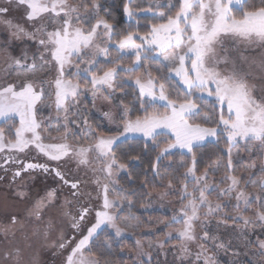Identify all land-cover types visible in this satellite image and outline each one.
<instances>
[{
  "label": "snow or ice",
  "instance_id": "obj_1",
  "mask_svg": "<svg viewBox=\"0 0 264 264\" xmlns=\"http://www.w3.org/2000/svg\"><path fill=\"white\" fill-rule=\"evenodd\" d=\"M113 7L109 0H0V25L9 36L0 45L6 53L0 168L20 166L13 183L22 173L54 175L78 198L80 181L67 179L60 167L74 162L91 171L101 200L86 226L90 208L81 205L73 215L65 210L72 201L59 203L58 191L49 189L28 205L27 219L0 221V233L15 238L17 225L22 230L35 222L32 235L47 243L56 224L54 217L45 224L44 214L58 210L73 230L71 236L60 230L50 245L65 254L64 264H152L153 251L173 239L181 264L193 244L195 264H221L213 249L229 256L228 264H264V0H123L124 28L117 27ZM14 9L23 10L22 21L9 18ZM14 41L32 43L16 52ZM51 71L49 79L44 74ZM128 89L132 103L126 102ZM89 97L92 108L98 100L111 104L98 122ZM45 108L54 109V119L45 117ZM105 121L114 127H104ZM136 134L156 153L140 181L139 201L130 161L141 157L121 150ZM208 142H223L226 163L217 160L198 174L197 151ZM33 149L44 162L19 156ZM177 154L190 162L174 168ZM149 186L162 190L145 192ZM176 194L180 207L170 218L156 224L150 214L143 218L154 200ZM15 196L32 200L23 190ZM142 231L157 237L147 248L137 235ZM129 237L135 255L124 258ZM0 264L39 261L26 260L23 248L14 246L0 252Z\"/></svg>",
  "mask_w": 264,
  "mask_h": 264
},
{
  "label": "rangeland",
  "instance_id": "obj_2",
  "mask_svg": "<svg viewBox=\"0 0 264 264\" xmlns=\"http://www.w3.org/2000/svg\"><path fill=\"white\" fill-rule=\"evenodd\" d=\"M147 2V0H144ZM23 16V10H17L14 9L11 13H9V18L20 22L22 21ZM0 34H4L9 39L7 29L0 25ZM16 44H18L20 41H14ZM31 42V41H28ZM32 43V42H31ZM5 57L3 53L0 52V68L4 66ZM47 78L51 79L55 76V72L51 71L50 73L44 74ZM91 101V97H89ZM92 103V101H91ZM111 108V104L104 100H98L96 102V107L92 108L93 114L100 119L101 112L108 110ZM43 113L45 117H47L49 114L52 115L53 119L55 118V111L54 109H43ZM46 122V121H45ZM104 127H114L113 125H108L107 122H104ZM134 139H143L139 134H136ZM209 143V142H208ZM20 157H26V158H34L38 161L44 162V158L39 156L36 151L33 149L30 152H26L24 154H19ZM0 157H2V154H0ZM226 163V160L225 162ZM61 171L65 174L67 179L70 181L79 180L80 181V192L82 195L77 197H72L71 195V189H63L60 185H58V193H59V203L63 204L66 200L72 201V203L68 206L67 211H70L73 215H77L80 209V206H86L90 208L91 214L86 218V226H90L91 223L94 222L95 219V210L99 209L101 200L98 197V189L96 185L92 182L93 181V175L90 170L87 168H77L76 164L74 162H69L66 164H61ZM123 174V173H122ZM223 174V170H221V173L219 175ZM219 175L217 176V179H219ZM45 181V180H43ZM43 181L40 180L38 177L31 178L28 180V182L23 185V187L19 186L20 189L28 192L29 197L32 198L31 201H21L18 197L15 196V192L18 191V187L12 188L11 192L8 193L9 196L0 195V219L1 220H7V217H10L11 215H17L20 216L22 219H27V207L31 202H34L35 199H38L39 196H43L45 194L46 190H49L44 187ZM177 184H179V181H177ZM160 190L154 191L153 194L161 191ZM251 189H249L250 191ZM210 199H215V193L212 194ZM161 203H163V207H161ZM180 207L179 197L178 194L167 197L163 202L154 200L152 203V207L148 210V213L150 214L152 212L156 213V216L153 218L155 220L152 221L153 224L158 223L160 220H165L170 218L175 211H177ZM138 212H143V210L139 209L137 206ZM50 217H54V223L56 224V230L52 232V234L48 238V242L45 243L43 238L37 239V237L33 236L32 233L35 230V222L33 224L28 225L24 229H20V226H16V236L15 238L12 237L11 232H9L8 237L5 238L4 234L0 233L2 235V238L0 239V252H3L6 249H10L14 246H19L23 248V255L26 260L31 259L35 257L39 264H51L52 262V256L57 257L58 254H61L58 249L52 248L50 245L53 241L57 240L60 235V230H63L68 236L72 235V228L67 221V219L61 214L58 210H51L46 211L44 214V221L45 224L49 220ZM177 228L180 227V225H176ZM210 230L215 232L216 231V223H211L209 226ZM43 230V225L41 226V231ZM86 231V227H85ZM220 232L224 233L223 226L220 227ZM27 234L28 240L26 241L24 238V234ZM197 234L200 233L199 227H197ZM80 234H77V238H79ZM139 235H143L144 237V244L145 248H147V245L149 242L155 243L157 237L152 236L147 231H142V233H138ZM175 235V233H174ZM103 237V236H101ZM163 236H160L159 239H163ZM227 238V234H225V239ZM28 243L32 244V247H27ZM125 243L130 244L132 247H134V239L129 237ZM210 243V242H209ZM192 255L186 259H184L183 264H195V252L197 251L196 245H190ZM179 251V241L176 239L168 241L165 248L163 250L155 249L153 251V260L152 264H181V261H178L176 259V254ZM213 251L216 252L217 258L219 260H222L223 263H228L230 260V257L225 255L222 251H216L213 249ZM166 253V255L161 253ZM131 256L135 255V252H129ZM65 254L62 253L59 259L56 261L55 264H64ZM221 263V264H223Z\"/></svg>",
  "mask_w": 264,
  "mask_h": 264
},
{
  "label": "trees",
  "instance_id": "obj_3",
  "mask_svg": "<svg viewBox=\"0 0 264 264\" xmlns=\"http://www.w3.org/2000/svg\"><path fill=\"white\" fill-rule=\"evenodd\" d=\"M109 4L114 5V7L112 8V12H113V15L117 19V27L118 28H124L125 24L122 22L123 21V14H122L123 0H109ZM144 24H145V22L142 21L141 22V28L144 27ZM6 39L7 38L5 37L4 34L3 35L0 34V45H3L7 41ZM30 44H31V42H28V41L19 42L18 44L13 42V49L16 52H19L22 47H25L26 45H30ZM32 50H34V46H33ZM0 52L3 53L4 55H6V53L4 51H0ZM127 91H128V96L126 98V102L132 103L133 102V96H132L131 89H128ZM117 95H121V94L117 93ZM86 102L89 106V110L91 111L93 120L98 122L99 119L95 116V114H93L92 107H91L92 103H91L90 99L88 98ZM116 103L118 104L119 101H116ZM137 107H138V105H137ZM160 111H163V109H160ZM137 114L142 115L143 113L142 112L134 113L133 118H135V115H137ZM160 139H163V138L161 137ZM148 143L151 144V141H149ZM129 148H131L133 153L140 155V157H141V159L139 161H130V164H131L130 170L132 171L134 177L136 178L135 184L133 185V187H135L137 190V197L136 198L139 201V199H140V187H141L140 181L143 180L145 169L150 167L156 153L154 151H152L151 149L145 150L143 139H132L129 142V144L121 146V150H124V151H127ZM218 148H219V150H217ZM222 151H224L223 142H221L218 146L214 145L211 142L205 143V145H203L200 149H198V151H197L198 174L202 173L204 168L207 165H209L210 163H214L217 160H221L222 158L220 156V152H222ZM125 159L127 160V157H125ZM190 160H191L190 156L185 155L182 157L181 155L177 154L172 158L173 167L175 168L181 162H190ZM225 160H226V157H224L222 159V162L224 163ZM164 163L167 164L168 161L166 160V161H164ZM182 172H183V170L181 169V174H182ZM120 183H121V185H123L125 187L129 186L130 182L127 179L126 173L121 174ZM157 183H159V182H157ZM158 190H160L159 187L153 189L151 186L144 189L145 192H148V191L154 192V191H158ZM150 215H151V223H152V221L155 220L153 218L156 216V213L152 212V213H150ZM143 218L145 220H148L149 214H144ZM211 223H216V221L213 220ZM257 231H259V229H257ZM103 239H104V237H101V241ZM253 239H255V237H253ZM98 243H99V241H98ZM126 245L128 247L125 248L124 258L131 256V254L128 251V248H130L132 246L128 243H126ZM119 247H120V245H119V243H117L116 244L117 251H119ZM220 261H221V263H223L222 260H220ZM225 264H228V263H225Z\"/></svg>",
  "mask_w": 264,
  "mask_h": 264
},
{
  "label": "flooded vegetation",
  "instance_id": "obj_4",
  "mask_svg": "<svg viewBox=\"0 0 264 264\" xmlns=\"http://www.w3.org/2000/svg\"><path fill=\"white\" fill-rule=\"evenodd\" d=\"M22 158L24 159L25 162H42V161H38L34 158H26V157L25 158L22 157ZM2 162H3V157H0V163H2ZM6 167H8V169H9L7 172H5L3 168H0V195H4L7 197V196H9L8 193L11 192V189L16 188V187H18V191L21 190L20 187L21 186L23 187V185H25L28 182V180H30L31 178H34V177H37V178L39 177L40 180H42V181L45 180V181H43V185L45 188H47V189L55 188L58 191V185H60V182L54 177V175H46L42 172L22 173L21 177L18 178L15 181V183H13L12 182L13 171L17 167H20V166L16 165V164H11V165H8ZM62 188L65 190H67V189L70 190V187H67V186H63ZM25 189L24 190L22 189V190L25 191ZM71 192H72V190H71ZM0 221H4V220L0 219ZM1 238H2V235H0V239ZM61 254H58V256L55 258H54V256H52L51 264H55L56 261L61 256Z\"/></svg>",
  "mask_w": 264,
  "mask_h": 264
}]
</instances>
